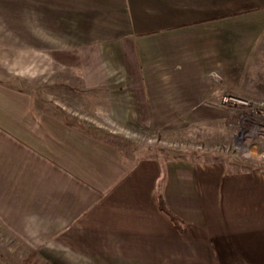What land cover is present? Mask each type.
Masks as SVG:
<instances>
[{"label":"crops","instance_id":"0c3cea01","mask_svg":"<svg viewBox=\"0 0 264 264\" xmlns=\"http://www.w3.org/2000/svg\"><path fill=\"white\" fill-rule=\"evenodd\" d=\"M4 48L27 49L28 79L37 63L49 74L75 65L59 87L0 76V223L30 255L264 264L261 169L220 155H134L90 130L117 121L196 143L178 133L226 126L224 93L264 100V0H0L1 69ZM23 55H9L13 69Z\"/></svg>","mask_w":264,"mask_h":264},{"label":"rangeland","instance_id":"374dc122","mask_svg":"<svg viewBox=\"0 0 264 264\" xmlns=\"http://www.w3.org/2000/svg\"><path fill=\"white\" fill-rule=\"evenodd\" d=\"M1 50H3L4 54V66L2 69L0 68V76L5 78L4 82L6 84L12 83L16 85L15 87L18 86L32 90L51 86L59 87V76H68V73H71L70 71L75 68L74 61L72 64L66 65L65 68L64 65L55 63L51 65V67L54 66V69L49 74L45 73L44 64L37 63L36 74L28 79L27 49L4 48ZM16 50L24 51L25 55L20 57V66L17 65L18 68L13 69L11 64H9V55H12ZM43 52V49H41V54H37V60L43 61ZM15 72H19L18 77L15 76ZM60 73L61 75H59ZM49 75H52L56 79H49ZM65 82L72 83L74 81L68 79ZM227 93L240 98L250 99L255 103L252 107L243 104L226 105L229 108L230 121L224 127H219L218 125L212 127L201 126L181 129L180 133H178L180 138L195 141L196 143H168V141L161 139V135L155 129L137 125H129L127 127L123 125L121 127L117 121L114 125H112V122H104V125H106L105 128L91 127L90 130H94L96 133L110 138L112 141L121 145L126 151H131L134 155H145L146 152L156 150H162L169 154L187 152L196 156L207 154L220 155L235 166L258 168L264 172V159L261 157V152L264 151V135L262 134L264 131V118L252 110V108L254 109L256 107V103L261 100L247 98L233 92ZM40 98L43 99L44 97ZM51 98L55 99L56 102L62 99L59 96ZM99 118L103 120L102 115ZM200 141L208 143H197ZM31 252L34 253L25 241H22L0 223V261L2 264H43V260L38 255H30L32 254Z\"/></svg>","mask_w":264,"mask_h":264},{"label":"built area","instance_id":"2783aa9c","mask_svg":"<svg viewBox=\"0 0 264 264\" xmlns=\"http://www.w3.org/2000/svg\"><path fill=\"white\" fill-rule=\"evenodd\" d=\"M220 103L222 105H237V104H243L245 106H250L252 107L254 105V103L252 102V100L250 99H246V98H240L237 97L233 94H223L220 98ZM253 111L257 112L258 115H261L264 118V101H259L256 103V107L253 109ZM262 134L264 135V131L262 132ZM261 157L264 159V151L261 152Z\"/></svg>","mask_w":264,"mask_h":264},{"label":"trees","instance_id":"16d2710c","mask_svg":"<svg viewBox=\"0 0 264 264\" xmlns=\"http://www.w3.org/2000/svg\"><path fill=\"white\" fill-rule=\"evenodd\" d=\"M159 205L160 208L171 218V220L180 227V220L178 219V217L173 214L169 209H167V207L165 206V203L162 199V197L159 195Z\"/></svg>","mask_w":264,"mask_h":264}]
</instances>
